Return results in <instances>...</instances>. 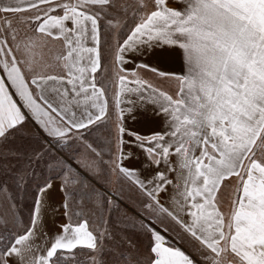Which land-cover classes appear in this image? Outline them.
<instances>
[{
    "label": "snow or ice",
    "instance_id": "1",
    "mask_svg": "<svg viewBox=\"0 0 264 264\" xmlns=\"http://www.w3.org/2000/svg\"><path fill=\"white\" fill-rule=\"evenodd\" d=\"M118 236L114 264H264V0H0V264Z\"/></svg>",
    "mask_w": 264,
    "mask_h": 264
},
{
    "label": "crops",
    "instance_id": "2",
    "mask_svg": "<svg viewBox=\"0 0 264 264\" xmlns=\"http://www.w3.org/2000/svg\"><path fill=\"white\" fill-rule=\"evenodd\" d=\"M160 66L164 67V68H172V67H174V65H172L170 63H167V62H162ZM118 187L119 186L114 183V184H112L110 186V190L116 191L118 189ZM121 203L122 204L126 203V200L122 199ZM63 222L64 221H61V223H63ZM106 247H110L111 249H116L117 250L115 256L113 255L112 251H110V250H106L105 251L104 258L108 261V264H112V261H111L112 258L113 259H117L120 251H123L125 253L127 252V246L121 244L119 236L115 240H113L111 242H107ZM121 264H122V262H121Z\"/></svg>",
    "mask_w": 264,
    "mask_h": 264
},
{
    "label": "trees",
    "instance_id": "3",
    "mask_svg": "<svg viewBox=\"0 0 264 264\" xmlns=\"http://www.w3.org/2000/svg\"><path fill=\"white\" fill-rule=\"evenodd\" d=\"M22 201H23V204H22ZM22 201H20V205H21V204H22V205L20 206V209H19V210H20L21 213H23V211H24V213H25V207L28 206V205L31 203V198L29 197V198H26V199H24V200H22ZM82 258H83V257H82ZM115 260H116V259H113V258L111 259L112 264H114Z\"/></svg>",
    "mask_w": 264,
    "mask_h": 264
},
{
    "label": "rangeland",
    "instance_id": "4",
    "mask_svg": "<svg viewBox=\"0 0 264 264\" xmlns=\"http://www.w3.org/2000/svg\"><path fill=\"white\" fill-rule=\"evenodd\" d=\"M22 204H23V201H22ZM22 204H21V205H22ZM21 205H20V206H21ZM22 214H23V216H24L25 218L27 217V214H28V206L25 207V213H24V211H23Z\"/></svg>",
    "mask_w": 264,
    "mask_h": 264
}]
</instances>
